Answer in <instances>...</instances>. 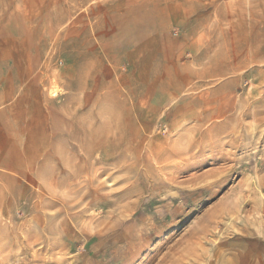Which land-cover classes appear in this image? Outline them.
Segmentation results:
<instances>
[{
	"label": "rangeland",
	"instance_id": "374dc122",
	"mask_svg": "<svg viewBox=\"0 0 264 264\" xmlns=\"http://www.w3.org/2000/svg\"><path fill=\"white\" fill-rule=\"evenodd\" d=\"M15 59L60 70L56 146L0 210V264L264 250V0H0V60Z\"/></svg>",
	"mask_w": 264,
	"mask_h": 264
},
{
	"label": "crops",
	"instance_id": "0c3cea01",
	"mask_svg": "<svg viewBox=\"0 0 264 264\" xmlns=\"http://www.w3.org/2000/svg\"><path fill=\"white\" fill-rule=\"evenodd\" d=\"M59 71L49 61L0 60V210L14 202L12 196L22 195L30 173L37 181L44 178L46 160L56 146L46 88ZM91 71L85 72L86 94ZM76 78L74 67L69 84L76 85ZM262 249L254 241L223 239L216 245V264H264Z\"/></svg>",
	"mask_w": 264,
	"mask_h": 264
},
{
	"label": "bare ground",
	"instance_id": "6f19581e",
	"mask_svg": "<svg viewBox=\"0 0 264 264\" xmlns=\"http://www.w3.org/2000/svg\"><path fill=\"white\" fill-rule=\"evenodd\" d=\"M260 131V130H259ZM262 184H264L263 182H261L260 181V184L259 185H262ZM263 198V197H262ZM48 240V239H47ZM54 245H57L56 244V242L54 241V242H49V243H47V245H46V248H52Z\"/></svg>",
	"mask_w": 264,
	"mask_h": 264
}]
</instances>
